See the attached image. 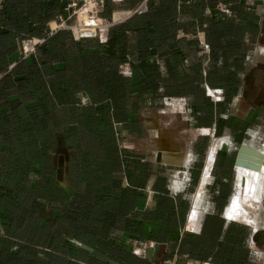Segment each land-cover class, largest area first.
<instances>
[{
    "label": "rangeland",
    "instance_id": "obj_1",
    "mask_svg": "<svg viewBox=\"0 0 264 264\" xmlns=\"http://www.w3.org/2000/svg\"><path fill=\"white\" fill-rule=\"evenodd\" d=\"M131 2L105 3L102 17L112 26L86 43L88 52L125 22ZM177 2L188 32L178 29L174 39L163 32L158 54L146 49L148 37L124 32L113 59L81 62L62 53L73 79L58 98L73 95L82 108L42 119V172L64 156L63 181L57 169L51 176L62 195L49 190V177L36 185L52 202L44 224L62 232L61 220H69L78 239L70 248L57 236L61 253L43 250L39 262L25 264H104L80 245L121 264H264V0ZM211 20L226 22L211 26L212 47L203 31ZM162 137L174 155H190L186 165L163 160ZM241 145L261 154H244L258 170H234ZM236 200L242 211L230 210ZM194 212L202 216L197 226Z\"/></svg>",
    "mask_w": 264,
    "mask_h": 264
},
{
    "label": "crops",
    "instance_id": "obj_2",
    "mask_svg": "<svg viewBox=\"0 0 264 264\" xmlns=\"http://www.w3.org/2000/svg\"><path fill=\"white\" fill-rule=\"evenodd\" d=\"M64 4L65 0H0V264H25L27 257L39 262L36 256L41 257L43 250L58 253V229L51 230L41 217L48 214L52 202L46 197L41 200L36 185L43 177H49L47 186L50 191L55 189L51 176L57 169L55 162V167L51 164L48 168L49 173L42 172V119L81 107L73 95L69 101L58 98V92L67 95V82L73 79L67 75L69 59L62 53L73 51L75 56L77 54L74 58L83 62L88 41L75 42L69 32H59L47 45L25 59L20 56V48L21 39L41 35L62 12ZM80 94L82 91L75 96ZM223 140L233 144L234 139L225 137ZM158 141L162 155L163 145L172 149L168 139L162 137ZM253 144L254 141H249V148ZM173 150L172 163L186 165L190 155L179 157L174 155L177 149ZM207 174L203 178L206 179ZM32 178L33 186H30ZM178 186L177 182L171 185L173 190ZM241 207L237 209L242 211ZM232 218L227 215V220ZM191 219L197 226L202 216L194 212ZM62 238L71 241L65 235Z\"/></svg>",
    "mask_w": 264,
    "mask_h": 264
},
{
    "label": "trees",
    "instance_id": "obj_3",
    "mask_svg": "<svg viewBox=\"0 0 264 264\" xmlns=\"http://www.w3.org/2000/svg\"><path fill=\"white\" fill-rule=\"evenodd\" d=\"M128 1V0H125ZM132 2L129 5V8L135 7L140 0H131ZM180 5L178 4L177 0H150L148 4V11L142 16H134L128 20H126L124 23L120 24L119 26H116L113 28L115 30V33H111L108 40L104 44H100L98 47V50L96 52H86L84 51V57H83V62L84 59L86 58H97L101 60H110L118 56L119 53L122 52V41L128 36H120L119 32H124L127 33V35H143L145 37L149 38V41L146 44V49L148 51L154 50L157 54L161 52V48L158 45V42L155 41V38H161L163 35L162 33H165V36L167 37V32L171 33V35L174 36L176 35L178 29H181L183 31L188 32L187 29L184 28V24L180 25L179 19L180 17ZM212 21V20H211ZM178 23V24H177ZM226 25V22L220 23L217 22L216 20H213L210 22V27L204 29L205 37H206V42L211 45L212 47V32H211V26H222L224 27ZM47 26L44 30L46 31ZM161 29V30H160ZM152 30V31H151ZM44 32L37 36V37H29L26 36L25 38H22L21 40H24L26 38H40L44 36ZM65 32V31H61ZM59 33V32H58ZM57 34V33H56ZM53 37V36H52ZM49 38L45 44L42 46L38 47L36 52L40 50L44 45H47L48 42L52 39ZM124 38V39H123ZM88 42L94 41V40H87ZM33 55V54H32ZM179 55V54H178ZM31 56V55H30ZM70 56L76 57L75 54H70ZM77 59V58H76ZM210 86H212V82L209 81ZM52 192L58 193L62 195L58 190L53 189ZM28 199V196H27ZM26 199V200H27ZM72 203V201H71ZM67 204V208L65 210V217L66 214L71 213V207L74 206V204ZM69 220H66L65 222H62L61 224H65V228L62 229V232L57 231V236L62 238L63 235H65L68 239H78L77 236H75L74 232L71 229V226L68 223ZM111 227H115V224H112ZM119 231L123 232L125 231V228L122 225V228L119 229ZM42 232H45V228H42ZM64 244L68 245L70 248H73V245H70L69 242L61 239ZM58 253H61L63 249L57 248ZM179 252H182V250ZM193 258V257H191ZM121 264V263H120Z\"/></svg>",
    "mask_w": 264,
    "mask_h": 264
},
{
    "label": "built area",
    "instance_id": "obj_4",
    "mask_svg": "<svg viewBox=\"0 0 264 264\" xmlns=\"http://www.w3.org/2000/svg\"><path fill=\"white\" fill-rule=\"evenodd\" d=\"M109 1L120 2L122 0H65L62 12L47 25L43 37L22 40L21 58L25 59L35 53L38 47L61 31L69 32L75 42L99 39L102 28L112 26L102 17L105 3ZM149 1L140 0L135 7L123 12L124 16L119 22L147 13Z\"/></svg>",
    "mask_w": 264,
    "mask_h": 264
},
{
    "label": "water",
    "instance_id": "obj_5",
    "mask_svg": "<svg viewBox=\"0 0 264 264\" xmlns=\"http://www.w3.org/2000/svg\"><path fill=\"white\" fill-rule=\"evenodd\" d=\"M249 153L252 154L253 156L261 157V154H259L256 151L248 149L246 146L241 145L238 149L235 163H234V170L236 171L237 167H244V168H251L252 170H258V163L255 165H249L247 162H245V156L244 154ZM64 169H65V159L63 155H60L58 158V163H57V179L59 181H63L64 179ZM244 182H242L243 184ZM81 250L84 252L88 253L90 256L93 258L103 262L104 264H120L119 262L85 246V245H80L79 246Z\"/></svg>",
    "mask_w": 264,
    "mask_h": 264
},
{
    "label": "bare ground",
    "instance_id": "obj_6",
    "mask_svg": "<svg viewBox=\"0 0 264 264\" xmlns=\"http://www.w3.org/2000/svg\"><path fill=\"white\" fill-rule=\"evenodd\" d=\"M117 16V15H116ZM118 19H115V21H117ZM114 21V22H115ZM169 146V145H168ZM160 147H162V146H160ZM163 148H165V149H163L164 150V152H163V160L165 161V162H171L172 163V160L173 159H171V157H172V152H174L175 150H173V148L171 149V150H169V149H166V147H165V145H163ZM165 151H167V152H165ZM169 152H171V153H169ZM174 156V155H173ZM176 162V161H175ZM174 163V162H173ZM179 164H180V162H179ZM262 165L264 166V158H262ZM260 166V165H259ZM261 169V168H260ZM262 170V169H261ZM263 171V170H262ZM261 172V171H260ZM243 177V176H242ZM241 182V181H240ZM242 182H243V180H242ZM241 182V183H242ZM247 182H248V180H247ZM240 185V184H239ZM238 185V186H239ZM247 185V184H246ZM244 187V186H243ZM245 187H247V186H245ZM244 189V188H243ZM243 191V190H242ZM234 201H235V198H234ZM233 201V202H234ZM238 206H239V204H238V202H237V200H236V202H234L233 203V206H232V211H237L238 209ZM231 210V209H230ZM239 211V210H238ZM229 213V212H228ZM233 214V213H232ZM235 214V213H234ZM238 214V213H237ZM242 214V213H241ZM231 216H229V218H230ZM232 218V217H231ZM262 258H263V263H264V254H262Z\"/></svg>",
    "mask_w": 264,
    "mask_h": 264
}]
</instances>
